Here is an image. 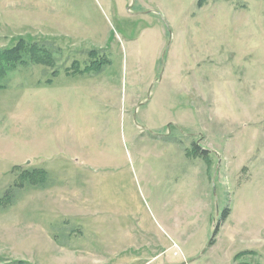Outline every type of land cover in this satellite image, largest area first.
Listing matches in <instances>:
<instances>
[{"label": "rangeland", "instance_id": "rangeland-1", "mask_svg": "<svg viewBox=\"0 0 264 264\" xmlns=\"http://www.w3.org/2000/svg\"><path fill=\"white\" fill-rule=\"evenodd\" d=\"M23 43L0 264H264V0H0Z\"/></svg>", "mask_w": 264, "mask_h": 264}, {"label": "trees", "instance_id": "trees-1", "mask_svg": "<svg viewBox=\"0 0 264 264\" xmlns=\"http://www.w3.org/2000/svg\"><path fill=\"white\" fill-rule=\"evenodd\" d=\"M26 47L25 43L23 45H15L13 47H8L3 50H0V75L7 69L8 67L14 66L18 63H25L27 62V58H25V53L23 52L22 48ZM30 49L29 53H31V58L33 57V52L35 51L36 45L33 44ZM96 61H94L95 63ZM230 214V209H225L222 215V219H225ZM221 219V220H222Z\"/></svg>", "mask_w": 264, "mask_h": 264}]
</instances>
